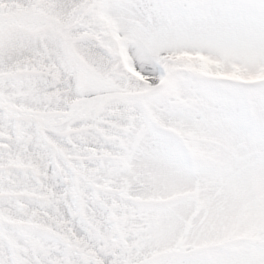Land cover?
Returning <instances> with one entry per match:
<instances>
[{
    "label": "snow or ice",
    "instance_id": "obj_1",
    "mask_svg": "<svg viewBox=\"0 0 264 264\" xmlns=\"http://www.w3.org/2000/svg\"><path fill=\"white\" fill-rule=\"evenodd\" d=\"M0 264H264V0H0Z\"/></svg>",
    "mask_w": 264,
    "mask_h": 264
}]
</instances>
